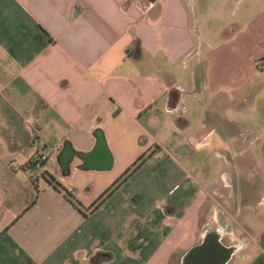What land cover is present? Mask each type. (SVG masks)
<instances>
[{"label": "crops", "instance_id": "1", "mask_svg": "<svg viewBox=\"0 0 264 264\" xmlns=\"http://www.w3.org/2000/svg\"><path fill=\"white\" fill-rule=\"evenodd\" d=\"M262 58L264 0H0V264H264Z\"/></svg>", "mask_w": 264, "mask_h": 264}, {"label": "water", "instance_id": "2", "mask_svg": "<svg viewBox=\"0 0 264 264\" xmlns=\"http://www.w3.org/2000/svg\"><path fill=\"white\" fill-rule=\"evenodd\" d=\"M210 241L213 249L206 248ZM233 251V247L221 242L219 233H205L200 243L192 246L182 257L181 264H226Z\"/></svg>", "mask_w": 264, "mask_h": 264}, {"label": "rangeland", "instance_id": "3", "mask_svg": "<svg viewBox=\"0 0 264 264\" xmlns=\"http://www.w3.org/2000/svg\"><path fill=\"white\" fill-rule=\"evenodd\" d=\"M193 151H195V149H193ZM198 160L199 161H195V163H192L193 162V156L191 155V156L185 158L182 161V163L184 164L185 169L187 170V172H189L190 175H195L196 172L194 171V169H196V168L199 169L201 173H206L207 171L212 169L213 160H212V157H211L208 149H206L205 151H203L199 155ZM42 166H43V164H42ZM42 166L37 168V169H34L35 173H39L42 170ZM195 177H196V175H195ZM249 221L254 226H252V227L250 226L251 227V231L250 230L247 231V229L244 230V231H247L246 232L247 234H245L247 237L252 238V237H255L258 228L261 227L262 224L260 222V224L258 226H256L257 224L252 223L254 220L251 217L249 218ZM257 223H259V221ZM231 227L233 228L234 231H237V233L233 234L232 238L229 239V240H228V237H226L225 243H228L230 245H234V244L237 245V244L241 243V246L244 245V250L245 251H247V249L249 250L251 248V243L250 242H246V244H245V240H244L245 237L243 235L244 231L240 228V226H231ZM237 227H239V228H237ZM240 254H241V252L239 251L237 253V255H240Z\"/></svg>", "mask_w": 264, "mask_h": 264}, {"label": "trees", "instance_id": "4", "mask_svg": "<svg viewBox=\"0 0 264 264\" xmlns=\"http://www.w3.org/2000/svg\"><path fill=\"white\" fill-rule=\"evenodd\" d=\"M148 1H155V0H148ZM257 62H264V58L259 59ZM178 96V95H177ZM177 96L172 98V104L175 103V101L177 100ZM149 155L146 154H142L139 157H137L132 164L126 168L122 174L120 176H118L97 198L96 200L89 206V210H93L98 208L101 203L108 198L124 181H126L128 179V177H130V175H132L142 164L143 162L146 160V158ZM33 168V165L31 164V167ZM58 187L61 188V185L59 183H57ZM68 197L72 198L73 196L71 194L68 193ZM78 205L79 203L76 202Z\"/></svg>", "mask_w": 264, "mask_h": 264}, {"label": "built area", "instance_id": "5", "mask_svg": "<svg viewBox=\"0 0 264 264\" xmlns=\"http://www.w3.org/2000/svg\"><path fill=\"white\" fill-rule=\"evenodd\" d=\"M256 66L258 68L264 69V62H262V63L257 62ZM57 149H58L57 145L45 147V149L40 154H37L34 162H32L33 169H37V168L41 167L42 164L44 162H46L48 160V158L51 156V154L54 153Z\"/></svg>", "mask_w": 264, "mask_h": 264}, {"label": "flooded vegetation", "instance_id": "6", "mask_svg": "<svg viewBox=\"0 0 264 264\" xmlns=\"http://www.w3.org/2000/svg\"><path fill=\"white\" fill-rule=\"evenodd\" d=\"M210 233H212V232H210ZM200 243V242H199ZM213 244H212V241H210V243L208 244V246L206 247L207 249L208 248H210V249H213ZM220 254H222V253H220Z\"/></svg>", "mask_w": 264, "mask_h": 264}]
</instances>
